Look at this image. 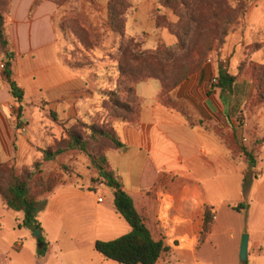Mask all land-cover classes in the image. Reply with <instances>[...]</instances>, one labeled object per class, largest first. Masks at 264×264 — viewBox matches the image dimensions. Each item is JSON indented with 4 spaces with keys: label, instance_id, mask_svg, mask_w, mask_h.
<instances>
[{
    "label": "crops",
    "instance_id": "1",
    "mask_svg": "<svg viewBox=\"0 0 264 264\" xmlns=\"http://www.w3.org/2000/svg\"><path fill=\"white\" fill-rule=\"evenodd\" d=\"M36 1L9 2V34L19 54L15 81L24 91L26 100L34 103L45 100L52 104L51 108L61 120L98 114L100 91L97 96L91 91L86 94L89 77L69 66L68 49L53 22L55 4L43 2L30 18ZM109 1L74 0V3L107 20ZM245 1L248 8L244 28L230 35L222 51L223 62L237 77L227 102L223 101L218 85L213 84V79H218L216 56L199 75L172 93L177 101H187L192 118L165 105L159 81L140 83L135 87L140 106L138 123L119 125L117 131L124 148L107 152L123 190L134 201L135 197L142 199L160 186V189H167L165 192L171 197L178 196L185 202L176 206L166 200L168 195L159 194L163 198H159L158 220L171 252L158 264H242L236 256L222 254L218 247L212 252L205 250L213 239L219 238L221 203H232L228 208L235 213L234 208L245 201L243 175L248 167L244 158L235 154L236 130L240 144L245 146L252 141L253 131L263 140L260 162L254 171L257 178L249 196L246 229L241 233L249 234L248 259H252V264H264V105L252 115L245 113L253 86L249 77L241 76V67L245 64L264 65V0ZM131 4L125 16L127 37L143 40L149 50H156L161 42L168 46L176 43L169 31L157 29L152 18L159 6L158 0H131ZM110 36L116 38L118 34L111 30ZM7 94H10L9 88ZM192 122L195 124L191 125ZM0 127V149L3 151L0 152L4 163L29 168L42 160L43 156L32 149L25 153L19 149L12 151L16 142L15 128L5 124ZM18 142L23 145L24 137L18 138ZM92 177H97L96 171ZM105 188L91 177L73 176L47 196L46 209L39 215L48 244L43 256L38 254L43 245L39 248L40 243L33 233L20 228L23 215L7 209L0 197V264H118L107 261L95 250L98 241L116 240L104 238L109 236L110 227L109 232L100 230L105 222L100 220L98 213L105 200L99 202V194ZM107 189L112 192L114 206V193ZM228 197L232 198L231 202L227 201ZM206 207L213 209L214 225L211 232L202 237ZM113 208L116 211L115 206Z\"/></svg>",
    "mask_w": 264,
    "mask_h": 264
},
{
    "label": "rangeland",
    "instance_id": "2",
    "mask_svg": "<svg viewBox=\"0 0 264 264\" xmlns=\"http://www.w3.org/2000/svg\"><path fill=\"white\" fill-rule=\"evenodd\" d=\"M130 4H131V0ZM190 9L188 11L178 8L162 9L161 14L158 17L162 18L160 24L162 28L160 30H167L176 40L174 45L168 46L167 44L161 42L156 50H149V46L143 42V40L133 39L125 36L124 39L118 34V37L112 38L111 26L109 25V17L107 20H102L99 15H94L87 12L82 8L81 4L74 3V0H59L58 4H55L57 10L54 16V25L59 33V38L65 43L67 51V59L71 62L75 61L82 65L80 73L85 77H89V90L86 91L88 94L90 91L95 93L97 96V91L99 90L101 95L100 102L101 108L98 114H94L89 117H82V119L72 118L68 121L61 120L58 113L51 108L52 104H48L45 100L34 103L26 100L24 98L23 103L18 104L12 96L7 94L8 85L4 77V69L0 70V126L8 125L15 128L16 142L14 141L12 146V151L19 149L20 152H27L30 149L36 151L38 155H42V151L50 149L55 151L63 139L66 137L63 124L71 129L74 133H77L83 137V139L90 141L88 134V127L96 125L102 127L105 125H119L125 120L133 121L135 120L138 113V104L133 95V90L136 87V83L140 81L144 76L145 78L148 74H142L140 76L137 73V77L134 79H126L121 77L118 73L116 65L117 61L121 58L119 49L124 45L132 41L137 45L139 51V57H145L146 59L155 54L160 61L165 66L161 75L162 80L168 84V87L178 79L180 70L177 67H170L177 57H183V53L178 52L177 45L185 44L187 47H194L199 49L206 46L209 39L211 38V33L209 30H205V25L207 22H212L216 25V29L213 32L215 34V39L213 41V50L209 54L207 62L204 66L197 72L192 74L187 80L193 78L201 73V71L210 64L212 57L223 59L222 51L225 47L223 43L230 37L232 33L240 31L244 28V17L247 12L248 2L245 0H189ZM5 7L9 6V0H4ZM50 2V1H49ZM159 4V2H158ZM213 5L216 10L217 20L211 19V14L208 11V7ZM132 8V4H131ZM160 7L158 6L157 10ZM131 9H129L130 11ZM128 11V12H129ZM156 11V10H155ZM181 15L185 16L181 19ZM197 19L198 23H192L191 19L187 20V17ZM234 31L230 34V32ZM197 33V34H196ZM226 34V36H224ZM170 49V54L166 53L165 49ZM16 58L12 65V71L14 73L17 71V58L19 54L15 50ZM7 60L4 58L3 53L0 50V64L6 65ZM147 70L152 72H158L157 66L147 63ZM150 64V65H149ZM16 70V71H15ZM247 76L241 73V76ZM133 82V83H130ZM182 82L181 84H183ZM179 84L170 93V101L168 103L173 104V106L182 109L187 113L189 118H192L191 111L187 101L176 100L172 93L181 85ZM29 89V87H28ZM113 102H106L104 104V99L112 95ZM169 93L166 91L165 94ZM166 96V95H165ZM163 95V99L166 100ZM119 103V107L115 106L114 103ZM130 107L132 110L129 114L126 107ZM22 107V108H21ZM247 112L249 109V101L245 107ZM248 115V113H247ZM1 129V127H0ZM25 143L19 145L18 138H23ZM91 142V141H90ZM92 144V143H91ZM108 142L103 141L96 145V148L103 147L106 148ZM2 151V149H0ZM3 152V151H2ZM3 157H1L0 152V162L4 163ZM34 165V164H33ZM33 165L29 168H17L19 172H23L25 176L30 170H32ZM16 166V165H14ZM95 170L92 168L89 159L78 151H73L64 157H60L59 160L51 162L44 165L43 167V177L47 179V186H57L67 182L73 176L78 178L91 177L94 182H99V185L103 184L98 178H93L92 173ZM54 182L53 184H51ZM9 183V175L7 169L0 170V185L4 188ZM157 186L155 189L151 190L149 194L142 199L135 197V204L142 213L149 214L151 223L155 226L158 223V212L160 209L159 198H163L160 192L170 196L166 197L168 202L176 204V206L184 205L185 202L180 201V197H176L165 192L167 189H160ZM167 188V187H166ZM35 193H38L39 199L44 200L47 195H40L39 189H35ZM99 197L105 200V204L99 208V218L105 224L100 226V230L103 232L110 233L109 236L104 238L117 239L128 233H130L131 228L129 224L125 221L120 214L114 210L113 206V196L112 192L105 188L103 192H100ZM170 198V199H169ZM232 198L228 197L227 201L231 202ZM244 203V202H243ZM219 215H218V239H213L212 243L206 246L205 250L212 252L216 247L225 256L230 257L231 255L236 256V260L241 261L240 250L241 241L244 235L248 233H241L242 229H246V218L242 215V212L238 214L235 211L231 212L228 208L231 204L221 203ZM106 227V228H105ZM159 229L158 227L156 228ZM166 255L163 260L167 258ZM247 264H252V259H248Z\"/></svg>",
    "mask_w": 264,
    "mask_h": 264
},
{
    "label": "trees",
    "instance_id": "3",
    "mask_svg": "<svg viewBox=\"0 0 264 264\" xmlns=\"http://www.w3.org/2000/svg\"><path fill=\"white\" fill-rule=\"evenodd\" d=\"M3 1L4 0H0V50L3 53L4 58L7 60L4 69V77L12 98L21 105L24 101L25 94L14 80L12 65L16 58V54L9 34V6L5 7ZM45 1H50L55 4H58L59 2V0H37L31 9L30 18H32L37 8ZM158 2L160 9L156 10L152 14V18L155 21L158 30L162 28V25L160 24V20L162 21V18L158 17L159 14H161L162 9L182 8L186 11L190 9L189 0H158ZM129 9H131L129 0L109 1V25L111 26V30L119 34L122 39L126 36L125 16L127 15ZM208 11L211 14V19L217 20L216 10L213 5L208 7ZM184 17L185 16L181 15V19H184ZM189 19H191L192 23H198L197 19H193L188 16L187 20ZM205 26V30L211 31L209 32V34L211 33V38L206 46L196 49L194 47H187L185 44L178 43L176 50L183 53V57H177L173 60V63L170 66L177 67L180 70L178 79L172 84V86L168 87V84L161 78L163 69L165 70L168 66L160 63L155 54L152 55L154 57H150L148 59L145 57H139L137 45L132 41H129L126 46L123 45L119 49L121 58L117 61L116 65L118 73L121 77L129 80L137 77V73H139L140 76H142V74H148L146 78L144 76L136 83V85L150 80L159 81L162 87L161 98L165 105L180 110L183 114L187 115V113L182 109L175 107L173 104L168 102H171V91L179 84L187 80L192 74L201 69L207 62L209 54L213 50V41L215 39V34L213 32L216 29V25L212 22H207ZM233 31L234 29L230 32V34ZM226 34L227 33H225L224 36H226ZM223 45H225V42ZM165 51L169 54L171 52L168 48H166ZM147 63L157 66V74L156 72L147 70V68H149ZM68 64L76 71H79L82 68V65L75 61L71 62L68 60ZM241 73L247 75L252 82L253 95L249 100L250 110L247 112L246 108H244L245 113L252 115L257 109L264 105V65L253 62L248 65L245 64L241 67ZM218 81V87L221 90L222 99L226 103L227 99L233 94L237 77L230 73L228 66H226L220 56L218 58ZM166 91H169V93L165 94ZM133 95L139 106V100L136 96L135 89L133 90ZM163 95H166V100L163 99ZM114 96L115 93L110 97H106L104 99V104L106 102H113L112 98ZM114 105L119 107V103L117 102H115ZM246 106L247 104L245 107ZM126 110L129 114L132 111L129 106L126 107ZM139 111L140 106L135 120H125L121 124L137 125ZM194 124L195 123L193 122L191 123V125ZM119 125H105L102 127H98L96 125L89 126L88 134L90 142L83 139L81 135L74 133L64 123L63 129L66 137L63 139L61 146H59L55 151L50 149L42 151V160L35 162L32 170H30L25 176L23 175V172L18 171L16 166L0 162V170L6 168L9 175V183L6 188L0 185V197L7 209L23 215L20 228L29 230L32 233L41 231L42 236L37 239L38 243L43 244V247L38 251L40 256L45 255L48 250V244L45 243L43 229L39 221V215L46 209L47 197L44 200H40L38 193H35V189H39L40 195L48 196L58 185H60L47 186L48 180L43 177V167L46 163L54 162L58 157L70 151H78L89 159L92 168L97 172L96 178H98L107 188L113 191L114 206L116 211L122 218L125 219L131 228L130 233L116 240L109 242H96L95 250L107 261H113L118 264H158L171 252V247L167 244L161 221L159 220V225L155 226L151 223L149 214L142 213L137 209L134 199L123 190L121 181L110 165L107 152L110 149L120 150L124 148L122 139L117 131ZM241 127L242 125L240 124L239 129H241ZM251 136L252 141L247 146L240 144L238 130L235 131L233 137V145L236 149L235 154L244 158L248 167L247 173L243 175V195L245 201L238 207L234 208V211L238 213L248 212L249 210L250 191L254 180L257 178L254 171L260 162V152L263 140L258 137L255 131L252 132ZM103 141L108 142L107 147L103 148L98 146L96 148V145ZM53 183L54 182L51 184ZM213 225V209L206 207L204 224L201 233L202 237H205L211 232ZM157 227L159 228L158 230L156 229Z\"/></svg>",
    "mask_w": 264,
    "mask_h": 264
},
{
    "label": "water",
    "instance_id": "4",
    "mask_svg": "<svg viewBox=\"0 0 264 264\" xmlns=\"http://www.w3.org/2000/svg\"><path fill=\"white\" fill-rule=\"evenodd\" d=\"M42 236L41 231H37L33 233V237L38 239ZM43 244L39 245V248L42 247ZM248 249H249V236L244 235L241 241V250H240V257L243 263L248 261Z\"/></svg>",
    "mask_w": 264,
    "mask_h": 264
},
{
    "label": "built area",
    "instance_id": "5",
    "mask_svg": "<svg viewBox=\"0 0 264 264\" xmlns=\"http://www.w3.org/2000/svg\"><path fill=\"white\" fill-rule=\"evenodd\" d=\"M4 68H5V64L1 63L0 64V70H3ZM218 83H219L218 79L217 78H214L213 79V84L214 85H218ZM99 202H103V199L102 198L99 199Z\"/></svg>",
    "mask_w": 264,
    "mask_h": 264
}]
</instances>
